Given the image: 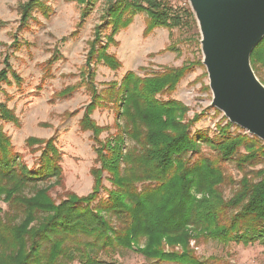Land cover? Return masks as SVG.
Here are the masks:
<instances>
[{"label": "trees", "instance_id": "trees-1", "mask_svg": "<svg viewBox=\"0 0 264 264\" xmlns=\"http://www.w3.org/2000/svg\"><path fill=\"white\" fill-rule=\"evenodd\" d=\"M41 1L22 7L24 23L35 7L44 9ZM77 1L89 5L97 0ZM105 11L110 35L103 46L96 33L86 66L101 63L112 71L120 63L107 49L136 14L147 15L143 35L163 27L169 38L185 24L184 15L192 17L190 10L180 12L162 0H108ZM250 64L254 72L264 67V38ZM190 70L191 65L163 68L143 78L126 72L119 84H110L105 92L118 104L123 121L111 143L98 142L104 129L90 117L104 97L93 90L79 128L99 143L94 153L100 167L91 171L93 188L85 197L69 195L56 203L49 192L60 184L61 170L53 142L26 140L27 146L40 149L38 168L30 170L0 126V203L8 208H0V264H117L108 258L119 251H133L154 264H207L195 257L190 242L264 246V144L224 117L212 138L191 134L201 116L189 120L183 103L160 99L171 95ZM9 73L19 85L5 60L0 92L2 84L10 83ZM1 121L18 123L2 103ZM124 138L132 148L124 146ZM202 144L212 156L201 153ZM227 163L241 174L237 183L225 175ZM103 174L109 189L103 186ZM235 184L232 197L225 199L220 188Z\"/></svg>", "mask_w": 264, "mask_h": 264}, {"label": "rangeland", "instance_id": "rangeland-1", "mask_svg": "<svg viewBox=\"0 0 264 264\" xmlns=\"http://www.w3.org/2000/svg\"><path fill=\"white\" fill-rule=\"evenodd\" d=\"M30 1L0 0V72L4 61L8 60L11 71L20 79L19 85L14 83L9 73L10 83L2 84L0 92V103L13 112L18 123L1 121L0 126L9 137L14 154L30 170L38 168L40 149L38 145L27 146L26 140L53 142L60 154L61 170L60 184L49 192L56 203L69 195L85 197L92 192L91 171L100 167L94 149L99 143H111V138L119 135L123 127L118 104L112 103L105 91L110 84H119L126 72L143 78L163 68L191 65L190 72L175 91L160 99L183 103L188 108L189 120L201 116L192 126L191 134L202 132L212 138L217 125L225 124L223 115L210 107L212 96L201 64L200 35L193 15H184L185 24L174 28L169 38V31L163 27L143 35L147 15L136 14L132 23L114 36L115 43L107 49V54L120 63V69L112 71L101 63L86 66L89 44L96 33L103 46L110 35L108 20L104 19L108 0H97L89 5L77 0H42L44 9L35 7L24 23L22 7ZM162 1L180 12L190 10L186 0ZM168 47L173 50L166 51ZM254 73L264 85V67ZM93 90L104 97L90 117L104 129L98 137L99 143L94 142L90 132L79 128ZM64 94L68 95L62 96ZM124 146L130 149L133 144L124 138ZM200 151L212 156L204 144L200 145ZM223 169L235 183L240 180L241 174L233 163L224 164ZM106 176L103 174V186L109 189ZM54 182L56 179H51L50 183ZM236 189V184L220 188L225 199L231 198ZM100 196L105 197V194ZM0 208L8 211L6 204L0 203ZM190 248L196 258L207 264H264V246L259 243L243 246L192 241ZM108 259L117 264H154L133 251H119Z\"/></svg>", "mask_w": 264, "mask_h": 264}, {"label": "water", "instance_id": "water-1", "mask_svg": "<svg viewBox=\"0 0 264 264\" xmlns=\"http://www.w3.org/2000/svg\"><path fill=\"white\" fill-rule=\"evenodd\" d=\"M196 22L210 107L264 144V85L251 64L264 38V0H186Z\"/></svg>", "mask_w": 264, "mask_h": 264}]
</instances>
